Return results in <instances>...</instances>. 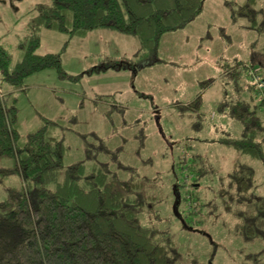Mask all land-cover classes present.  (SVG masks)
<instances>
[{
  "label": "rangeland",
  "instance_id": "rangeland-1",
  "mask_svg": "<svg viewBox=\"0 0 264 264\" xmlns=\"http://www.w3.org/2000/svg\"><path fill=\"white\" fill-rule=\"evenodd\" d=\"M244 1L205 0L202 12L186 27L164 33L145 61L100 55L112 44L110 50L135 51V35L118 32L113 41L97 44L96 34L109 28L92 30L86 39L42 28L38 51L62 52L67 76L46 68L26 76L22 87L8 88L0 71V95L16 101L21 137L53 122L48 128L65 145V167L84 160L88 175L106 162L121 180L141 177L143 185L131 193L132 199L147 196L140 221L156 230L158 241L172 237L183 264H246L247 254L264 249L263 239L241 235L227 191L230 172L243 162L254 168L257 191L264 195V164L220 141L243 132V123L225 111L230 99L264 107V31L247 28L248 18L232 19L229 7ZM46 2L51 0H0V44L11 69L23 58L20 43L30 32L35 6ZM255 8L264 22V0ZM108 65L130 71L93 74ZM262 108H256L259 116ZM101 142L105 150H98ZM87 145L96 149L92 159ZM2 165L10 168L13 160L3 159ZM21 181L16 173L0 176V201Z\"/></svg>",
  "mask_w": 264,
  "mask_h": 264
},
{
  "label": "trees",
  "instance_id": "trees-1",
  "mask_svg": "<svg viewBox=\"0 0 264 264\" xmlns=\"http://www.w3.org/2000/svg\"><path fill=\"white\" fill-rule=\"evenodd\" d=\"M256 1L245 0L237 7L229 3V7L232 19L248 18L250 24L246 27L262 33L264 22L258 20L260 10L255 8ZM204 2L51 0L39 3L29 22L30 32L20 43L23 58L15 68H10L11 57L0 44L2 80L8 82V88L22 87L26 76L46 68L56 69L61 77L67 76L62 52L38 51L42 28L68 33L70 38L97 28L134 34L141 43L139 60L145 61L157 50L161 36L186 27L202 12ZM2 95L0 162L11 158L13 166L2 165L0 176L16 173L22 181L20 187L9 188L8 197L0 201V264H183L172 237L158 241L156 230L140 221V203L147 196L132 199L131 193L143 185L141 177L121 180L110 173L106 162H99L88 175L84 174V160L65 167V145L48 128L54 123L46 122L22 138L17 126L16 101L9 103ZM230 101L229 108L224 110L243 123V132L239 138L221 136L220 141L264 164V116H259L256 109L262 108L261 103L252 104L241 98ZM87 148V158L92 159L96 149L90 145ZM98 150H105L102 142ZM185 167L194 170L191 165ZM229 178L232 191H227L237 206L233 213L239 219L238 230L246 240H264V195L257 191L254 168L236 162ZM227 208L232 210L231 206ZM263 256L264 249L249 253L246 264H264ZM192 264L207 263L195 260Z\"/></svg>",
  "mask_w": 264,
  "mask_h": 264
},
{
  "label": "crops",
  "instance_id": "crops-1",
  "mask_svg": "<svg viewBox=\"0 0 264 264\" xmlns=\"http://www.w3.org/2000/svg\"><path fill=\"white\" fill-rule=\"evenodd\" d=\"M47 3V2H46ZM193 21V20H192ZM97 29H100V28H97ZM102 29V28H101ZM105 29H108V28H105ZM110 29V28H109ZM93 30H95V29H93ZM113 29H110V31H99L100 33H98V34H96L97 36H99L98 38H97V44L98 43H100V42H103V41H113L118 35H117V33L119 32V31H116V30H113ZM92 30H90V31H87V32H85V33H83V34H79V35H76V36H78V37H83V38H85L86 39V37H87V35L89 34V32H91ZM119 33H121V32H119ZM121 34H124V33H121ZM128 35H134V34H128ZM114 36V37H113ZM135 36H137V35H135ZM137 38H138V40H139V44H140V46H139V48L138 49H136L135 51H133V52H130V51H126V47L124 46L123 48H122V50H120V51H117V50H110V48L113 46L114 47V45L115 44H112V45H105L104 47H103V51L101 50V56L102 57H104V58H115V59H119V58H128L129 57V55H134V57H136V58H138L139 59V56L141 55V52H140V47H141V43H140V39H139V37L137 36ZM84 39V40H85ZM68 42H69V40L68 41H66V46H68ZM136 58H133L134 60H136ZM106 63V62H105ZM102 68H99L98 70H96L95 72H93V74H96L97 75V78H102V77H105V76H107L109 73H119L120 71H123V70H125V71H130L129 69H127V68H112L110 65H108V66H101ZM90 69V68H89ZM5 86H8L7 84L5 85ZM101 86H102V84H101ZM100 95H105V94H100ZM106 95H110V94H106ZM114 95V94H113Z\"/></svg>",
  "mask_w": 264,
  "mask_h": 264
}]
</instances>
